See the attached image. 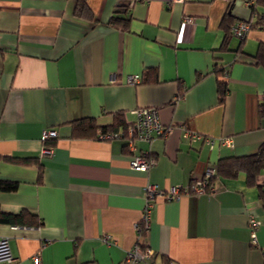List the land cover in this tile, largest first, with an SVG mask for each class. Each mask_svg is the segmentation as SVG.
<instances>
[{
  "label": "crops",
  "instance_id": "obj_1",
  "mask_svg": "<svg viewBox=\"0 0 264 264\" xmlns=\"http://www.w3.org/2000/svg\"><path fill=\"white\" fill-rule=\"evenodd\" d=\"M241 1L85 0L76 12L77 0H0V180L17 182L0 189V211L41 220L0 221L8 264H34L35 253L40 264H124L136 242L152 250V264H264V165L254 183L238 168L220 174L211 193L158 196L148 229L135 228L146 183L191 184L219 159L264 143V65L250 60L264 42V0L254 9ZM116 10L124 26L109 22ZM239 20L260 24L240 40L227 33ZM215 65L228 70L222 101ZM134 73L139 83L123 81ZM144 106L158 108L167 134L134 140L133 150L121 138H97L118 117L129 126ZM84 118L95 133L76 127ZM49 128L57 136L42 156ZM185 129L213 145L184 138ZM141 153L154 160L145 171L129 165ZM251 219L260 222L256 244Z\"/></svg>",
  "mask_w": 264,
  "mask_h": 264
},
{
  "label": "built area",
  "instance_id": "obj_2",
  "mask_svg": "<svg viewBox=\"0 0 264 264\" xmlns=\"http://www.w3.org/2000/svg\"><path fill=\"white\" fill-rule=\"evenodd\" d=\"M180 1V0H177ZM226 2H231L232 0H224ZM243 5L252 8L256 3V0H242ZM185 21L192 22L191 17H186ZM251 22L249 20H239L236 21L230 27V32L233 36L240 40L245 39L250 30ZM224 77L228 75V70L223 68ZM141 80L140 74H127L123 78V81L128 84H137ZM135 120L122 131H102L98 130L96 136L98 139H111V138H121L125 141L126 146L129 150H133L134 140H144L151 142V140L160 135L167 134L170 127H166L159 120L158 108L153 106L138 107L134 111ZM183 137L189 140H203L210 147L214 143V138L203 136L198 132H193L190 130L183 131ZM57 136V130L49 128L44 129L41 134V139L43 145L40 150L42 156L49 155L52 152V145L47 144L48 140L54 139ZM220 144L231 146L230 137H220L218 138ZM154 160L146 156V153H141L139 155H132L129 160V165L135 170L145 171L153 164ZM214 175V168L206 171V173L199 179L188 185H174L166 189H160L156 184L146 183L143 188L144 195V208L140 220L135 224V228L138 234L145 231L149 227L150 222V212L152 204L156 197L161 196L166 200L176 199L182 194H194L203 195L211 193L215 188V182L211 181L210 178ZM260 222L258 220L251 219L249 222L250 236L252 244L257 243L256 230ZM104 240H106L104 238ZM152 250L148 247H143L139 242H136L131 249H129L123 259L124 264H132L137 261H144L146 264H152L146 262L152 256ZM40 256L35 253L32 256L34 264H40ZM14 260L10 244L7 237H0V263L8 264Z\"/></svg>",
  "mask_w": 264,
  "mask_h": 264
},
{
  "label": "trees",
  "instance_id": "obj_3",
  "mask_svg": "<svg viewBox=\"0 0 264 264\" xmlns=\"http://www.w3.org/2000/svg\"><path fill=\"white\" fill-rule=\"evenodd\" d=\"M85 0H77V6L75 11L76 12H83L85 9ZM251 9H254L252 7ZM126 18L122 16L120 13V10H116L114 14L111 15L109 22L113 25H117V23H120L122 26L125 25ZM258 23V22H257ZM251 23L250 30L255 28L260 23ZM229 35H231L230 32V26L228 27ZM252 57V58H251ZM250 60L252 62L264 65V42H261L258 46V49L255 54L250 55ZM215 72L218 74V95L219 99L222 101L224 98L225 93L227 92V82L223 78V68L217 65L214 66ZM258 112L260 116L264 117V96H262V99L260 103L258 104ZM83 126L86 130L94 131L97 129V127L93 124L92 119L90 118H84L80 120V123L76 124L77 126ZM114 125V124H113ZM110 127H104L101 129L102 131H115L116 127L119 125H124L125 128L128 127L127 123H123V120L119 117L116 120V123L114 126ZM55 139V138H54ZM54 139L48 140L46 143L49 145H54ZM264 165V143L260 144V146L257 148L256 152H254L251 155H246L242 157H226L221 158L218 160L216 165L214 166V175L210 178L211 181H215L220 174H225L226 176H232L236 173L238 168H244L246 170L247 178L249 183H254L255 176L257 174V171L259 168ZM17 187L16 181H10V180H0V189L1 190H14ZM0 221L10 223L12 225L15 224H21V225H39L41 224L40 218L29 211L21 210L18 213H2L0 211ZM142 231L141 233H143ZM166 263V262H165Z\"/></svg>",
  "mask_w": 264,
  "mask_h": 264
}]
</instances>
